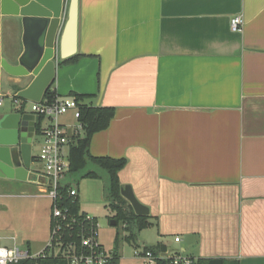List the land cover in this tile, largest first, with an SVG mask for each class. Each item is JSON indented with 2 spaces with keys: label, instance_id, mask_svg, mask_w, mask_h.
I'll list each match as a JSON object with an SVG mask.
<instances>
[{
  "label": "crops",
  "instance_id": "crops-1",
  "mask_svg": "<svg viewBox=\"0 0 264 264\" xmlns=\"http://www.w3.org/2000/svg\"><path fill=\"white\" fill-rule=\"evenodd\" d=\"M236 16L241 32L231 29ZM23 34L21 18L3 15L0 0V60L17 64ZM75 55L72 64L58 60L52 89L115 109L90 153L126 159L119 180L150 211L153 241L139 240L142 230L125 242L134 249L161 244L165 255L195 261L264 264V0H80ZM32 80L0 70V113L33 114L32 102L21 113L12 100ZM61 122L72 134L73 115ZM14 185L47 186L0 178L1 191ZM48 238L26 243L43 250ZM108 253L121 264L119 247Z\"/></svg>",
  "mask_w": 264,
  "mask_h": 264
},
{
  "label": "water",
  "instance_id": "water-1",
  "mask_svg": "<svg viewBox=\"0 0 264 264\" xmlns=\"http://www.w3.org/2000/svg\"><path fill=\"white\" fill-rule=\"evenodd\" d=\"M67 1L1 0L2 14L20 17L24 29V52L17 64L0 60V70L6 75L33 78L26 89L18 92L17 97L21 100L42 101L55 82L58 60L68 59L78 51L80 0H69L68 7ZM36 134L35 115L0 113V178L51 185L43 176L31 171L32 144ZM121 195L136 215H149V208L137 200L130 186H125ZM116 224L111 220V225ZM208 264L223 262L211 259Z\"/></svg>",
  "mask_w": 264,
  "mask_h": 264
},
{
  "label": "built area",
  "instance_id": "built-area-1",
  "mask_svg": "<svg viewBox=\"0 0 264 264\" xmlns=\"http://www.w3.org/2000/svg\"><path fill=\"white\" fill-rule=\"evenodd\" d=\"M243 18L236 16L231 19L230 25L234 32H241L243 28ZM17 96V95H15ZM13 103L21 108V99L12 97ZM2 100L0 99V106ZM82 103L74 97L58 98L52 103H32L31 111L34 115L47 120L46 126H41L42 145L37 157L42 165L43 176L51 185L44 186L40 191L51 200V229L49 241L46 247L33 252L29 247L21 248L16 242L12 246H0V264H21L27 261L38 262L39 260L51 256H62L69 260L70 264H109L113 259V254L108 253L98 240V223L96 218L86 214L81 220L72 217L68 210L61 205L60 187L67 183V173L69 171L68 147L71 135L82 133V124L79 122L80 107ZM72 114L76 120L74 131L69 134L67 128L62 124L61 119ZM78 189L71 186L68 190V197L73 200L79 197ZM71 226L78 228L80 246L77 249L69 247L63 249L61 235L63 224L68 222ZM16 241V240H15ZM179 241V238H176ZM134 257L145 262H158L159 259L170 260V264H193V259L182 255L168 256L154 253L146 247L136 248Z\"/></svg>",
  "mask_w": 264,
  "mask_h": 264
},
{
  "label": "trees",
  "instance_id": "trees-1",
  "mask_svg": "<svg viewBox=\"0 0 264 264\" xmlns=\"http://www.w3.org/2000/svg\"><path fill=\"white\" fill-rule=\"evenodd\" d=\"M79 58V55H75L68 59L60 62L59 66L74 63ZM54 84V83H53ZM52 84V86H53ZM49 88L43 96L42 103H52L58 98L56 91ZM74 97L78 102L82 103L80 107V118L79 122L82 124V133L79 135H71L70 143L68 147V161L69 171L67 173V181L63 186L60 187L61 193V205L64 209L68 210L70 215L76 219L81 220L86 216L81 211L80 199H72L68 197V190L72 186V179L80 175L81 179H101L100 170L106 173L107 185L105 187V203L113 213V220L123 224L124 229L128 231V239L135 240L137 233L148 228L150 226L147 216H138L135 214L132 206L126 201L122 195L121 190L123 185L119 180V172L127 165V160L114 159L110 157H95L90 153V146L92 137L103 130H106L113 117L115 116V109L110 107H94L84 103L85 99L88 98L85 95H79L72 93L70 95ZM15 98L17 96H14ZM18 98V97H17ZM26 100L21 101V108L19 112L24 113ZM43 117L38 118L36 124L37 135L41 134V123ZM52 210V206H51ZM97 222V220L95 219ZM61 241L63 249L72 247L77 249L80 246V238L78 235V228L71 226L68 222L63 224V231L61 235ZM119 241V235L116 236V243ZM118 248V244H117ZM146 249L152 251L154 255L165 254V248L161 244H157L154 247H146ZM193 264H208V260L199 259L193 260ZM170 260L159 259L157 264H170ZM21 264H70L69 260L62 256H51L46 259L39 260L38 262L27 261ZM109 264H118V258L113 254V259ZM224 264H239L238 261H224Z\"/></svg>",
  "mask_w": 264,
  "mask_h": 264
},
{
  "label": "rangeland",
  "instance_id": "rangeland-1",
  "mask_svg": "<svg viewBox=\"0 0 264 264\" xmlns=\"http://www.w3.org/2000/svg\"><path fill=\"white\" fill-rule=\"evenodd\" d=\"M47 120H43V128ZM40 136V135H39ZM34 148L37 156L40 152L42 139ZM41 140V141H40ZM40 167V166H39ZM101 179H81L80 175L74 177L72 187L79 190V199L82 207L89 216L97 218L98 240L106 248V251H114L119 247L121 264H136L134 259V247L125 242L124 238L128 231L122 223L111 225L114 213L106 206L104 200L105 187L107 185L106 173L100 170ZM70 181V179H66ZM39 186H32L30 189L18 188L16 185L7 193L0 190V246H12V240H16L21 248L28 247L27 243L32 238L43 235L50 236L47 228L51 215V200L46 198L32 199L30 197L42 194ZM104 190V191H103ZM2 193L14 194L12 197L2 196ZM86 199V205L84 204ZM119 235V241L115 238ZM154 229H145L139 236V240L152 242L155 237ZM49 239V238H48ZM47 240V244H48ZM41 244L32 242V251L41 250ZM144 246H141L143 248Z\"/></svg>",
  "mask_w": 264,
  "mask_h": 264
}]
</instances>
